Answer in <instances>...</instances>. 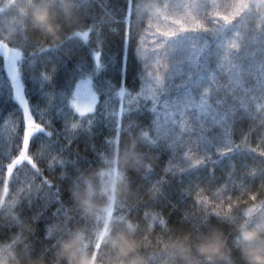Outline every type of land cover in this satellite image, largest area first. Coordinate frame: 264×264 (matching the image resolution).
I'll return each mask as SVG.
<instances>
[{
    "label": "trees",
    "instance_id": "16d2710c",
    "mask_svg": "<svg viewBox=\"0 0 264 264\" xmlns=\"http://www.w3.org/2000/svg\"><path fill=\"white\" fill-rule=\"evenodd\" d=\"M156 2L157 0H135L139 5L137 13L140 20L153 27L156 22ZM235 2L242 6L241 10H247L251 14H264V0H235ZM52 4L57 6V10L52 8ZM77 5L78 0H0V10L7 8L4 14H0V42L15 41L23 46L27 38L33 42L43 40L48 45L60 48L65 40L66 29H72L74 37L78 31L89 30L85 28ZM111 6L114 10L118 9L117 15L123 14L124 0H115L112 5L109 4V7ZM40 10H47L50 19L59 25L62 37L60 43H51L34 25L33 15ZM98 20L101 36L107 38L102 49H96L102 51V68L94 75L92 84L95 90L101 85L108 88L109 83L117 82L113 59L118 49V38L111 37L112 33L108 31V27L114 26L115 22L108 12L98 15ZM96 27V25L91 26L94 35ZM240 30L244 31L243 27ZM253 36L251 31L244 32V39L250 42V51L256 48V45L251 43ZM91 39L95 40V36ZM71 47L72 51L68 56H65L63 51L49 53L53 57L50 62L37 63L36 71L43 69L48 72L52 76L51 84L43 82L42 90V78L26 81V90L33 110L42 118L51 119L53 135L48 138L43 133H37L33 137L31 147L34 151L41 144L46 146L43 156L40 157V166L43 168L44 176L53 180L54 185H60V201L55 199V186L38 192L33 184L30 199H24L18 206L10 194L0 192V248H2L0 257L10 259L14 252L21 264H31L34 261H42L43 264H65L56 254L60 241L75 232H80L79 248L90 251V245L95 237L86 226V222L103 217L105 208L111 202L116 207L129 205L136 207L131 216L132 221L121 222L113 217L108 223L110 230L105 233L103 240L106 241V236L116 230L131 228L132 234L142 241L140 253L145 258V264H184L178 257L169 254V246L180 240L187 244H195L200 234L210 233L214 229L223 234L225 247L222 249V254L212 259L194 255L198 264H245L240 255V247L243 243L239 235L241 228L255 227L264 230V203H262L264 159L255 154V151L264 149V99L258 98L255 104L250 103L246 109L237 112L232 127L234 140L232 146L238 153L221 158L214 156L213 164L209 165L206 162L190 170H188L191 167L190 159L179 156L165 165L167 153L163 146L158 158V154L149 144L151 137H146L138 127L123 123L119 139L116 140L112 124L114 117L108 116L106 119L100 110L101 106L106 104L107 111L111 113L118 111L119 99L125 108H135L136 105L129 104L130 97L127 92L123 99L117 96L115 93L118 88L115 87L107 92L110 97L107 102L104 94H101L95 119L90 126L87 114L78 118L80 127L74 133H68L71 139L69 144L65 134L60 133V129L64 127L63 122L67 119L58 112L57 98L48 104L44 92L51 90L52 85L65 90L66 82L73 74L79 57L85 58L89 69L94 67L91 58L93 49L90 45L86 46L78 40ZM256 58L259 59L258 52ZM0 68H2V57H0ZM150 83L145 79V92L148 91ZM220 83L223 84L225 81L221 79ZM137 84L138 81L130 80L128 89L137 88ZM184 91L179 89L176 95L182 96ZM140 104L139 111H133L130 117L125 115L124 119L137 120L150 136H154L151 125L153 113L148 110L149 104L143 99ZM158 111L161 122L179 120L178 113L171 108L167 110V114L162 107H159ZM188 111L191 113L193 109ZM15 128L13 102L0 94V160L3 159L7 149L15 147ZM106 138L112 139L113 143L109 144ZM49 149L53 155H56L57 160L64 157L68 162L64 164L63 169L59 163H54V171H49L45 163L50 154ZM184 150L192 155H198L191 145H186ZM71 161L76 162L75 166L70 163ZM114 165L117 183L114 189V201H109V195L100 190V178L102 173L110 170ZM233 165L235 172L227 181L226 187L215 191L207 189L223 181ZM210 167L214 169L211 185L208 184ZM253 169L255 175L250 174ZM62 170L66 172L65 177L59 178ZM241 172L244 174L241 175ZM157 173L162 179L156 181L157 187L152 192L155 199H150L151 193L147 191L149 185L139 183L138 177L149 176L155 179ZM31 181L30 169L20 166L14 176V182L24 187L27 192L29 191L27 186ZM35 183H40V177L36 178ZM109 189L110 187H107L105 191L109 192ZM129 189L133 190L134 195L128 194ZM256 191L260 192V196L255 202L249 201L247 205L234 203L247 200L249 192ZM73 193H76L78 198L74 197ZM143 193V200H140ZM197 197L201 199L194 209L193 204ZM69 203L75 208L71 209ZM230 204L232 207H229ZM16 207L18 213L13 211ZM66 208L70 215L79 217V223L70 222L65 225L62 222L65 219ZM145 211L149 213L150 223L159 224L160 216L152 218L155 213H162L163 217L168 218L169 225H162L158 229L147 228L142 224L136 225L134 221L139 220ZM185 214H188L189 219L181 225L179 220ZM200 216H207L214 222L203 226L193 219V217L198 219ZM216 217L219 219L216 220ZM106 221L107 219L104 223ZM145 233L148 235L147 239L143 238ZM100 252L110 254L107 242Z\"/></svg>",
    "mask_w": 264,
    "mask_h": 264
},
{
    "label": "snow or ice",
    "instance_id": "6c2138e0",
    "mask_svg": "<svg viewBox=\"0 0 264 264\" xmlns=\"http://www.w3.org/2000/svg\"><path fill=\"white\" fill-rule=\"evenodd\" d=\"M115 0H78L79 11L86 31H78L75 37L72 29L65 30V40L60 48L48 45L43 40L33 42L25 38L23 46L15 41L0 42V94L13 102L15 114V147L6 150L0 160V192L10 194L17 206L24 199H30L31 188L35 184L36 191L54 187L55 199L60 201V185H54L53 180L44 176L40 166V157L43 156L45 145L41 144L36 150H32L33 137L37 133H43L50 138L53 135L52 123L49 118H42L33 110L26 90L28 79L42 78L43 82L51 84L52 76L45 70L36 71L37 63H46L52 60L49 53L63 51L68 56L72 51V45L78 40L92 47L91 58L94 67L89 69L84 57H79L74 66L73 74L68 78L65 90H60L52 85V89L44 92L48 104L57 96L61 97L67 108L68 118L63 122L64 127L60 133H64L69 144V132L74 133L79 127L78 118L89 117V126L95 119L97 105L103 93L104 99H110L107 92L110 88H118L115 93L123 99L125 93L130 97L129 104L135 103L136 107L125 108L121 106L118 111L109 113L106 104L101 106V112L107 119L113 116L114 136L118 141L123 123L131 127L140 128L146 137H151L149 144L159 155L161 146L166 151L165 165L177 156L190 159L192 169L204 163L209 165L215 161L213 157L221 158L238 153L232 146V127L237 112L246 109L249 104H255L257 99H264V14H251L247 10H241L242 6L235 0H157L155 25L150 26L140 20L137 9L139 5L135 0H124L123 14L117 15L113 7ZM57 10L55 4L51 5ZM108 12L114 26L110 25L108 31L111 37L118 38V49L113 59V66L117 71V82L109 83L108 88L102 85L94 90L92 84L94 75L102 68L101 57L103 43L107 37L101 36L99 30L100 21L98 15ZM96 25L95 35L91 26ZM243 27L244 31H241ZM251 31L254 36L251 40L256 48L249 50V41L244 39V32ZM38 35V34H37ZM95 36V40L91 37ZM257 52L259 59L256 58ZM155 69V71H154ZM55 68L53 66L52 71ZM79 74V75H78ZM150 81L148 91L144 90V81ZM223 79L225 83L221 84ZM138 81L137 88L128 89L129 81ZM184 89L182 96L176 92ZM143 99L149 104L148 110L153 113L151 121L154 136L135 119L130 117L133 111H139L140 101ZM162 107L166 114L169 108L178 113L179 120L171 119L161 122L158 108ZM189 109H193L189 113ZM10 116L12 113L9 114ZM194 133V134H193ZM59 134V133H58ZM109 144L113 140L106 138ZM186 145H191L198 155H192L185 151ZM223 145V147H221ZM255 151V150H252ZM49 156L45 160L49 171H54L53 164L59 163L61 168L68 163L64 157L57 160L49 149ZM255 154L264 159V149L255 151ZM191 157V158H189ZM74 166L75 161H71ZM164 165V166H165ZM20 166L30 169L32 181L28 184L29 191L14 182V176ZM163 166V167H164ZM162 167V168H163ZM77 169H75L76 171ZM187 170V171H188ZM74 171V172H75ZM73 172V174H74ZM235 165L226 174L223 181L211 185L214 169L209 168L210 179L207 189L215 191L227 186V181L233 176ZM65 171L59 173V178L65 177ZM244 173L241 172V175ZM255 175V170L251 171ZM40 177V183L36 184V178ZM139 183L148 184L147 191L151 193L150 199H155L152 194L157 187L156 181L162 178L157 173L155 179L149 176H139ZM47 186V187H45ZM199 187V185H198ZM46 194V193H45ZM141 195L140 200H143ZM260 192H249L247 200L234 203L248 204L255 202ZM197 197L193 204L196 208ZM264 203V201H262ZM63 206V205H62ZM71 209L75 206L69 203ZM135 206L106 207L103 217L95 221H87L86 226L93 232L95 239L90 245L93 255L102 251L106 244L103 236L110 229L104 220L132 221ZM229 207H232L230 204ZM18 213L17 207L13 209ZM215 211V210H213ZM159 224L150 223L149 213L145 211L136 225H144L147 228L158 229L162 225H169L168 218L162 213ZM34 219V217H33ZM189 219L188 214L182 215L179 223L182 225ZM196 222L207 226L214 222L207 216H200ZM216 220L219 217L215 218ZM31 223V221L29 220ZM65 225L79 223V217H73L65 210ZM9 226L11 224L9 223ZM103 229V231H102ZM144 239L148 238L147 233Z\"/></svg>",
    "mask_w": 264,
    "mask_h": 264
},
{
    "label": "clouds",
    "instance_id": "9594fccd",
    "mask_svg": "<svg viewBox=\"0 0 264 264\" xmlns=\"http://www.w3.org/2000/svg\"><path fill=\"white\" fill-rule=\"evenodd\" d=\"M33 22L41 35L47 37L51 43L61 42L59 25L50 19L47 10L35 12ZM128 194L134 195L133 190L129 189ZM73 196L78 198L76 193H73ZM86 207L85 205V209ZM239 235L243 242L240 255L245 264H264V230L255 227L241 228ZM80 240V232H75L60 241L56 254L65 264H145V258L140 253L142 241L132 234L131 228L116 230L106 236L110 254L98 252L93 255L92 252L79 248ZM224 247L223 234L214 229L210 233L200 234L195 244H187L182 240L172 243L169 246V254L178 257L184 264H198L194 255L212 259L220 256ZM0 264H21V262L13 252L10 259L0 257ZM31 264H43V262L34 261Z\"/></svg>",
    "mask_w": 264,
    "mask_h": 264
},
{
    "label": "rangeland",
    "instance_id": "374dc122",
    "mask_svg": "<svg viewBox=\"0 0 264 264\" xmlns=\"http://www.w3.org/2000/svg\"><path fill=\"white\" fill-rule=\"evenodd\" d=\"M5 10H7V8H1L0 14H4ZM89 87H92L94 89L93 84L89 85ZM56 98H57L56 101H58V106H59L58 112L61 114L62 117L67 119L69 110L64 100L59 96H57ZM121 106H122V102L119 99L117 109L119 110ZM116 183H117V175H116V166L114 165L113 168H111L110 170L108 169L106 172L102 173V178H100V190L101 192H104L105 194H107V196L109 195V198H110L109 201H114V189H115ZM107 187H110L109 192L105 191V188ZM112 206L113 204L110 202L108 207H112ZM108 223H109V220L105 222V224L107 225ZM1 251H2V248H0V252Z\"/></svg>",
    "mask_w": 264,
    "mask_h": 264
}]
</instances>
